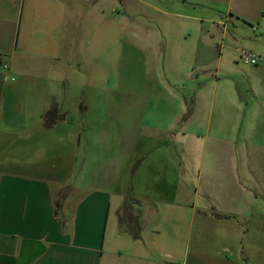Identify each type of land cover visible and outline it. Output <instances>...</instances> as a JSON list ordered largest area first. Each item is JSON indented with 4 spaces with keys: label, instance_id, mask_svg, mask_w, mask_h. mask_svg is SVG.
Here are the masks:
<instances>
[{
    "label": "crops",
    "instance_id": "1",
    "mask_svg": "<svg viewBox=\"0 0 264 264\" xmlns=\"http://www.w3.org/2000/svg\"><path fill=\"white\" fill-rule=\"evenodd\" d=\"M118 27L150 85L128 126L89 116ZM0 57V264H249L196 250L197 223L264 252V162L236 158L243 133L264 154V0H0Z\"/></svg>",
    "mask_w": 264,
    "mask_h": 264
},
{
    "label": "rangeland",
    "instance_id": "2",
    "mask_svg": "<svg viewBox=\"0 0 264 264\" xmlns=\"http://www.w3.org/2000/svg\"><path fill=\"white\" fill-rule=\"evenodd\" d=\"M102 27L106 23L109 26V18L102 17ZM113 25V24H112ZM112 27V26H111ZM120 27V26H119ZM117 28L115 32H105L100 35V41L98 43V49L94 50V55L92 58H89L91 61V81L89 79L86 80L87 84H91L92 87L97 88L96 97H91L95 99L94 104L91 106V111H89V116L91 119H94L96 116L97 122H102L101 116L107 115L109 116L108 120L113 121L110 124L112 125H120V123H125L128 126L130 123H135V115H136V103L139 101L141 97H139L142 93L139 91V86L143 85L144 87H149L148 82H145V77L147 74L144 73V69L139 66L140 60V52L137 43L130 42V35H128L122 29ZM113 29V28H112ZM114 30V29H113ZM109 31V29H107ZM106 34L105 38H102L103 35ZM87 40V38H86ZM128 40V44L125 43ZM1 58V57H0ZM240 58V57H239ZM2 60V59H1ZM241 60V58H240ZM5 62L4 60H2ZM6 63V62H5ZM9 65V64H8ZM90 65V64H89ZM244 66V65H243ZM254 67V66H247ZM90 70V66L88 67ZM3 72V71H2ZM96 78V79H95ZM148 81V80H147ZM88 90V89H87ZM107 91V97L104 96V92ZM132 91H136L133 95L129 96V93L132 94ZM80 98H86L89 100L88 95H81ZM104 107V110H103ZM106 112V113H105ZM8 114L13 117L14 113L12 110L8 108ZM115 122V123H114ZM129 123V124H126ZM245 140L246 137L244 133L239 136V140L236 139V143L238 145L237 148V160L242 159L244 162L246 160L254 163H263L264 162V154L262 155L254 154V155H246L245 153ZM209 147H213V143L208 144ZM210 150V149H209ZM216 152V151H215ZM220 154L221 160L226 159L227 151L223 150L220 152H216ZM212 150L205 157L206 163H212V159H216L215 154ZM235 157L234 155H228L226 161L232 160ZM224 162V161H221ZM223 165V164H222ZM223 168L211 167L210 176L213 178L219 173ZM137 168L132 167L130 173L127 174L131 177L134 176V172ZM240 172V171H239ZM243 173V168H242ZM243 177V175H239ZM257 210V209H256ZM252 214V213H251ZM199 229L194 230L195 235L194 239L196 241H200V243L196 244L200 249L196 250H214V252L218 255L226 256V257H239L241 253L244 254L245 258L248 259L249 264H263L264 261V252H262L261 244H259L257 239H259V235L257 231H252L251 235L246 240L245 251L242 247L237 246V240L240 235L238 232L229 231L226 227H221V229H214L210 226H206L203 228L202 223L198 224ZM113 230V231H112ZM114 229L113 221L110 219V223L108 226L107 232V244H112V239L114 238ZM229 231V232H228ZM205 236H210L207 241L205 240ZM195 244L192 247H195ZM208 247V248H207ZM210 248V249H209ZM250 256V258H249ZM158 260V259H157ZM120 260L116 261L117 263ZM183 261V259L181 260ZM180 261V263H181ZM173 262V261H172ZM121 264H126L123 260ZM132 264V263H130ZM176 264H179V261L176 260Z\"/></svg>",
    "mask_w": 264,
    "mask_h": 264
},
{
    "label": "built area",
    "instance_id": "3",
    "mask_svg": "<svg viewBox=\"0 0 264 264\" xmlns=\"http://www.w3.org/2000/svg\"><path fill=\"white\" fill-rule=\"evenodd\" d=\"M240 58L241 61L243 62L242 64L247 65V66H257L258 63L261 62L262 58L258 55H255L254 53L248 51V50H242L240 53ZM0 58V72H7L10 71V66L3 62ZM14 81V80H12Z\"/></svg>",
    "mask_w": 264,
    "mask_h": 264
}]
</instances>
